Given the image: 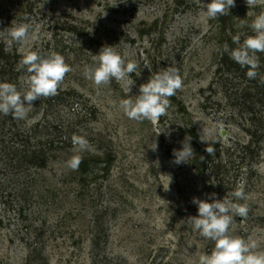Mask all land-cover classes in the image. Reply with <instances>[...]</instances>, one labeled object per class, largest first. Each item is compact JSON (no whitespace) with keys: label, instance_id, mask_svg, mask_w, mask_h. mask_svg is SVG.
<instances>
[{"label":"rangeland","instance_id":"374dc122","mask_svg":"<svg viewBox=\"0 0 264 264\" xmlns=\"http://www.w3.org/2000/svg\"><path fill=\"white\" fill-rule=\"evenodd\" d=\"M262 11L264 0L251 7L235 0L228 15L208 20L194 0H0L4 49L12 22L30 23L37 37L6 52L21 58L27 50L56 52L72 68L57 98L38 99L26 118L14 119L25 133L37 122L47 125L37 140L65 144L50 152L45 169L0 174V264H198L214 242L186 221L198 214L193 198L211 202L212 193L248 203L247 218L233 215L230 233L264 251V95L224 67L219 51L222 38L239 33L242 43L254 35L250 24ZM105 45L138 65L128 94L114 78L97 89L83 76ZM257 55L264 75V53ZM19 61L5 70L0 63V82L25 92L28 73ZM169 66L179 69L183 87L169 98L167 115L155 125L128 119L119 101L138 95L142 83ZM203 127L215 129L207 136L218 145L213 155L200 139ZM253 131L261 137L250 156L244 147ZM74 134L91 145L79 153L86 173L66 167L76 154ZM186 137L193 154L177 165L173 150ZM240 182L246 201L231 196ZM20 187L29 194H17Z\"/></svg>","mask_w":264,"mask_h":264},{"label":"clouds","instance_id":"9594fccd","mask_svg":"<svg viewBox=\"0 0 264 264\" xmlns=\"http://www.w3.org/2000/svg\"><path fill=\"white\" fill-rule=\"evenodd\" d=\"M123 2V0H122ZM202 9V15L208 20L218 19L221 15H228L229 10L235 7V0H211L210 3L203 4L202 0H194ZM248 7L257 4V0H246ZM206 8V11L204 10ZM251 15V13H247ZM243 26V25H242ZM254 35H248L241 43V34L232 36L233 44L236 48H230L227 43L223 45V52L227 53L233 61L242 68H247L246 76L248 79H256L264 85V75H260L258 69L260 61L257 53H264V11L255 16L250 24ZM6 30L5 51L11 49L13 44L25 45L29 39L35 40L30 23H13ZM92 64H86L83 68V76L91 81L99 89L101 86H109L114 80L124 87L125 94L130 93L131 86L135 81L130 77L135 73L138 65L132 60H128L126 55L122 56L116 46H102L98 52L92 56ZM19 68L26 69L28 77L26 83L28 90L21 92L15 84L0 82V114L11 115L14 119L26 118L33 107V102L41 98H49L58 94V89L64 81L66 74L72 68L65 62V58L56 52L40 54L38 51L27 50L24 52L18 63ZM183 79L179 69L169 66L151 75L146 83L139 86V94L127 96L128 98L119 101V109L130 120L143 122L145 120L152 124H157L162 116L167 115L171 97L182 89ZM221 123L219 128H223ZM164 131V130H163ZM210 131L203 127L200 136L202 142L208 146L205 151L209 155L215 153L207 139ZM160 131L159 133H161ZM158 133V134H159ZM191 137H186L182 141V148L173 150L175 157L174 163L180 165L188 162L193 154L190 144ZM73 145L72 155L66 161V167L75 171L79 169L82 162V153L90 151L91 145L84 135L74 134L71 137ZM158 147L154 143L152 150ZM170 181L167 185L169 189ZM231 196L236 201L248 199L245 193V185L240 182L236 185ZM211 202L193 198L192 203L198 206V214L190 216L186 224L190 230L200 238L214 242V248L210 254H201L198 264H264V251H257L258 245L248 242L230 233V226L233 222V215L247 218L249 213L248 203L233 202L224 197L216 198V194L210 195Z\"/></svg>","mask_w":264,"mask_h":264},{"label":"trees","instance_id":"16d2710c","mask_svg":"<svg viewBox=\"0 0 264 264\" xmlns=\"http://www.w3.org/2000/svg\"><path fill=\"white\" fill-rule=\"evenodd\" d=\"M225 43H227L230 48L237 47L235 44H233L231 36L222 38L220 40L219 51L221 64H223L227 69L230 67L235 69V71L239 73V75L248 83L254 84L256 91H259L256 94L260 93L264 95V85L259 82V77L256 79H248L246 76L248 69L242 68L239 64L230 59L227 53L223 52V45ZM19 60H21V57L15 53L11 54L6 52L3 43L0 41V63H3L2 66L4 67V70L14 65ZM261 69L263 68L260 67L258 72L260 75H263L260 73ZM53 98L57 97L54 96ZM50 102L51 100L49 99L47 101L48 105ZM46 127L47 125L43 126V124L37 122L29 129L30 132L25 133L23 130H21V128L17 127L16 122L11 115L5 116L0 114V174L2 176L5 175L6 177H9L16 174H26L30 172L31 168L34 170L46 168L47 162L50 158V152L55 151L56 148L61 147L62 144H65V140H37V136H39L41 129H46ZM52 128L55 130L61 129V127H58V125H54ZM191 135L194 138L197 137V133L194 129L191 130ZM260 137L261 134L259 135L257 131H253V133H251L252 140L244 147L248 155L254 156L256 154V152H254L250 146L253 141L258 143L260 141ZM34 140L37 141L34 142ZM212 145L218 147L217 143ZM205 154L206 155L203 159V164L211 163V157L207 153ZM79 169L86 173L89 171V164L87 162H81ZM105 169L106 168H103L102 171ZM15 191H17V189ZM17 194H29V190L20 187Z\"/></svg>","mask_w":264,"mask_h":264}]
</instances>
